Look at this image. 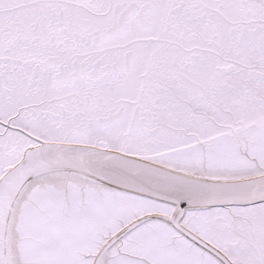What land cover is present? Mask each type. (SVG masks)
Segmentation results:
<instances>
[{"label": "snow or ice", "instance_id": "obj_1", "mask_svg": "<svg viewBox=\"0 0 264 264\" xmlns=\"http://www.w3.org/2000/svg\"><path fill=\"white\" fill-rule=\"evenodd\" d=\"M0 264H264V0H0Z\"/></svg>", "mask_w": 264, "mask_h": 264}]
</instances>
